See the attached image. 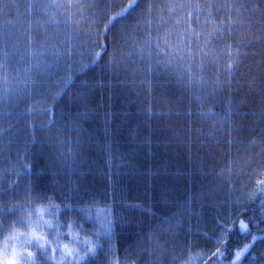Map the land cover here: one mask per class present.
<instances>
[{
    "label": "trees",
    "instance_id": "16d2710c",
    "mask_svg": "<svg viewBox=\"0 0 264 264\" xmlns=\"http://www.w3.org/2000/svg\"><path fill=\"white\" fill-rule=\"evenodd\" d=\"M0 96V246L44 205L83 264H264V0H0Z\"/></svg>",
    "mask_w": 264,
    "mask_h": 264
},
{
    "label": "clouds",
    "instance_id": "9594fccd",
    "mask_svg": "<svg viewBox=\"0 0 264 264\" xmlns=\"http://www.w3.org/2000/svg\"><path fill=\"white\" fill-rule=\"evenodd\" d=\"M46 207L44 205H38L36 208V213L40 215L41 220H43L44 224H46L48 227H52L53 221L52 219H49L46 214ZM33 216L30 213L28 215V220H32ZM67 235L71 236H77L78 234L75 232H69L65 236V242L58 245L55 249L56 252L60 253V258L62 261L65 262V264H76V261H79L80 264H83V262L86 260L87 256L90 253H94L96 251V245L94 243H91L90 240H88L89 247L87 251H82V249L79 247L78 243L75 241L69 242L67 240ZM13 236L17 237V240L21 239L23 236H28V240H37L36 237H39V242L43 246V248L46 245H52L55 243V239L51 237V234L45 235L44 231L38 230V226L36 224H29L28 225V231H24L21 227H16L12 229V231L3 238L4 242H9V239H12ZM17 250L19 248L15 246ZM26 252L32 255V257L36 256V253L32 251L30 248L26 249ZM73 257H75V261L73 260ZM4 260L6 261V264H23L22 260H16L15 258H10L8 256H4Z\"/></svg>",
    "mask_w": 264,
    "mask_h": 264
},
{
    "label": "rangeland",
    "instance_id": "374dc122",
    "mask_svg": "<svg viewBox=\"0 0 264 264\" xmlns=\"http://www.w3.org/2000/svg\"><path fill=\"white\" fill-rule=\"evenodd\" d=\"M39 229L44 231L45 235L51 234V237L55 239L54 244L46 245L43 249L46 251H49L55 257V259L58 261L59 264H65V262L61 260L59 252H56V251H55V253L52 252V249L56 248L58 245L65 242V239L59 238L58 226L55 225V223L53 222L52 227H48L46 224H44V222L42 220L41 227L38 228V230ZM2 237H3V235L0 234V240H2ZM28 239H29L28 236H23L19 240L9 239L8 246L10 247L11 243L15 242L14 245L17 246L21 250L29 249V248L32 250L33 246L39 247L40 242L38 240H33L31 243H26V241H28ZM72 241L77 242L79 247L82 249V251L86 250V242L85 241L80 240L78 237L77 238L74 237L69 242H72ZM0 247H3V242H2ZM23 254H28V253L26 251H24ZM207 257H208V254L204 253V252L192 253L184 264H202L207 259ZM73 260L75 261V257H73ZM254 260H255V258H252L247 264H254Z\"/></svg>",
    "mask_w": 264,
    "mask_h": 264
},
{
    "label": "snow or ice",
    "instance_id": "6c2138e0",
    "mask_svg": "<svg viewBox=\"0 0 264 264\" xmlns=\"http://www.w3.org/2000/svg\"><path fill=\"white\" fill-rule=\"evenodd\" d=\"M135 7V4L133 5H128V7L124 8V10L122 12H119L116 14L115 17H113L110 20V25L115 24L116 22L122 20L125 18V16L127 15L128 12H130L133 8ZM47 54L43 49H41L40 51L34 52L33 53V57L35 58V64L30 66V68L28 69V71H31L32 67H36V68H47L48 66L44 63V60L42 59V57ZM0 103H2V96H0ZM45 111H47V109H45ZM261 184H264V180L260 181ZM243 227V225H241ZM13 240H17L16 236L12 237ZM37 240H39V237H36ZM26 243H31V240L26 241ZM40 248H43V246L41 244H39ZM26 251V249H19L17 250L15 245H12L11 247L8 246V242H4L3 243V247H0V264H6V261L4 260V256H8L10 258H15L16 260H22L23 259V252ZM52 252L55 253V249H52ZM29 257H32V255L29 253L28 254ZM212 256H216L218 255V252H214L211 254ZM236 258L239 259L241 256L240 252H236L235 253ZM50 258H55L50 257Z\"/></svg>",
    "mask_w": 264,
    "mask_h": 264
}]
</instances>
